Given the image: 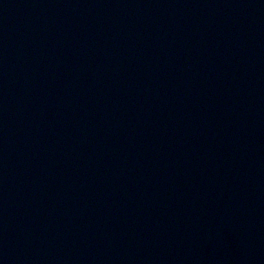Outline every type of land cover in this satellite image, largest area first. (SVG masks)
Returning a JSON list of instances; mask_svg holds the SVG:
<instances>
[{
    "label": "water",
    "instance_id": "95a60500",
    "mask_svg": "<svg viewBox=\"0 0 264 264\" xmlns=\"http://www.w3.org/2000/svg\"><path fill=\"white\" fill-rule=\"evenodd\" d=\"M0 264H264V0H0Z\"/></svg>",
    "mask_w": 264,
    "mask_h": 264
}]
</instances>
